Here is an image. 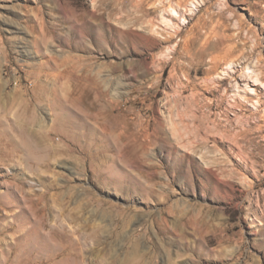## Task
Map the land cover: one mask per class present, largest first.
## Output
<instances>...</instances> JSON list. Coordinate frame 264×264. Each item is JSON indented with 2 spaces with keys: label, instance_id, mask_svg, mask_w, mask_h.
Instances as JSON below:
<instances>
[{
  "label": "rangeland",
  "instance_id": "rangeland-1",
  "mask_svg": "<svg viewBox=\"0 0 264 264\" xmlns=\"http://www.w3.org/2000/svg\"><path fill=\"white\" fill-rule=\"evenodd\" d=\"M0 264H264V0H0Z\"/></svg>",
  "mask_w": 264,
  "mask_h": 264
},
{
  "label": "bare ground",
  "instance_id": "bare-ground-1",
  "mask_svg": "<svg viewBox=\"0 0 264 264\" xmlns=\"http://www.w3.org/2000/svg\"><path fill=\"white\" fill-rule=\"evenodd\" d=\"M232 67V65H230L229 67H228V69H230ZM231 70V69H230ZM247 73H251V72H249V70H248V72ZM228 76H229V74H228ZM250 77H251V75H249ZM225 79H227V78H223L222 80L224 81ZM256 82H261V81H259V80H256ZM262 83V82H261ZM257 85H260L259 83L257 84Z\"/></svg>",
  "mask_w": 264,
  "mask_h": 264
}]
</instances>
